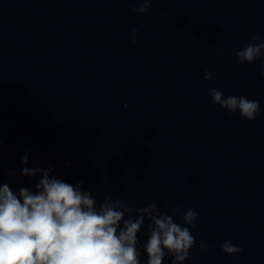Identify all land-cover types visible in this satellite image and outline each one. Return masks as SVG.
I'll use <instances>...</instances> for the list:
<instances>
[{"label": "water", "instance_id": "1", "mask_svg": "<svg viewBox=\"0 0 264 264\" xmlns=\"http://www.w3.org/2000/svg\"><path fill=\"white\" fill-rule=\"evenodd\" d=\"M140 6L0 0V183L33 189L39 174L21 168L51 166L98 203L155 202L168 215L179 205L182 226L192 207L196 246L183 264H264V56L236 57L252 35L264 41V0H152L147 14L132 11ZM209 88L257 100L260 112L229 113ZM226 240L242 252L225 254Z\"/></svg>", "mask_w": 264, "mask_h": 264}, {"label": "clouds", "instance_id": "2", "mask_svg": "<svg viewBox=\"0 0 264 264\" xmlns=\"http://www.w3.org/2000/svg\"><path fill=\"white\" fill-rule=\"evenodd\" d=\"M151 3L140 0L141 6L132 11L147 14ZM132 32L131 43L136 44L138 29ZM257 41L259 37L252 35L236 52L239 64L264 56V41ZM211 79L212 73L206 71L204 80ZM208 93L213 104L232 114L238 111L245 120H255L260 112L259 101L247 96L226 97L215 88H209ZM28 163L26 153L21 164ZM52 173L51 166L22 167L23 176L36 178L39 174L33 189L14 191L8 183H0V264H164L166 256L171 264H183L189 259L190 250L196 246L190 231L198 217L194 208L182 213V226L174 219L179 205L171 208L173 215H168L155 202L134 208L105 195L98 203L90 190H82L83 181L73 185ZM14 174L9 171L10 176ZM146 219L147 239L140 245L138 234ZM207 248L204 242L199 244L200 251ZM221 250L230 256L242 252L227 240Z\"/></svg>", "mask_w": 264, "mask_h": 264}]
</instances>
